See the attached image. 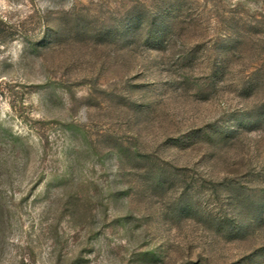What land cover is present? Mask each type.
Segmentation results:
<instances>
[{"label":"rangeland","instance_id":"1","mask_svg":"<svg viewBox=\"0 0 264 264\" xmlns=\"http://www.w3.org/2000/svg\"><path fill=\"white\" fill-rule=\"evenodd\" d=\"M0 264H264V0H0Z\"/></svg>","mask_w":264,"mask_h":264}]
</instances>
